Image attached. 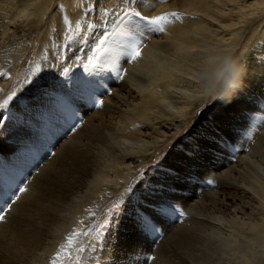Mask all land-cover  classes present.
<instances>
[{
  "label": "bare ground",
  "instance_id": "obj_1",
  "mask_svg": "<svg viewBox=\"0 0 264 264\" xmlns=\"http://www.w3.org/2000/svg\"><path fill=\"white\" fill-rule=\"evenodd\" d=\"M94 2L95 0H0V71L10 68L15 72L13 77L20 76L17 61L29 52L37 53L34 65H43L41 57L45 49L52 64L65 62L63 57L70 56L78 47L89 49L95 38L103 32L99 26L112 30L111 24L104 23L103 11L91 13L90 21L84 18V5ZM99 4L101 9L108 11L126 6L122 0H99ZM60 5H63V12L59 10ZM140 10L142 14L150 16L177 12L181 18L170 17V22L164 25V30L156 37L145 34L141 56L130 64L131 68L125 72L124 78L118 80L120 84L114 88L113 94L106 95L103 105L98 110L95 108L98 113L86 119L83 126L78 127L74 134L59 144L52 159L44 162L43 166L40 164L42 168L37 175L40 176L45 168H54L59 164L55 162L59 152L67 155L72 150L84 151L86 162L93 166L100 157L103 144L99 137L82 139L84 125L99 130L108 129L113 135L120 136L122 142L117 140V144H113V147L119 149L114 171L100 178L96 177L94 181L100 195L99 203L105 206L122 190L118 177L124 175V170H128L129 177H132L136 166L142 164L145 157L160 146L171 144L186 126L188 129L201 103L217 90V96L230 97L231 102L226 104L222 102L223 97H216L213 115L198 132L201 141L207 139L212 143V150L204 146V151L196 154L193 151L196 144L191 141L187 142L188 147L183 150L177 148L171 153V158H178L180 162V169L175 165L177 176L188 184L196 183L198 177L205 180L213 178L218 190L205 192L200 199L190 203L187 199L174 198L176 207L184 205L183 210H186L189 217L173 230L169 238L181 232L191 233L203 229L211 243L202 255L193 260L178 256L160 243L153 253L156 259L149 264H264V0H142ZM65 14L73 24L77 20L82 23L95 21L97 27L86 32L82 27L83 39L77 35L71 49L61 57L59 49L53 47V44L64 42ZM248 45V48H243ZM82 54H85L84 51L79 52L80 56ZM237 57L239 58L235 61ZM125 59L124 56L120 57V65ZM240 68H243L242 83L238 88H232L234 77ZM105 70L115 74L111 68ZM8 80L9 78H5L0 81V89L9 84ZM50 80L52 79L47 78L44 82L53 85L54 81ZM85 90L89 94L91 89ZM104 90L106 94L107 89ZM85 100L89 101L88 98ZM117 114L124 115L121 125L119 122L115 123L118 120ZM15 129V125L9 128L10 131ZM247 135L256 138V149H251V158L255 164L244 161L246 141H240H244ZM115 137L117 136H113V141ZM221 138H239V144L234 147L232 155L225 153L217 144V139ZM139 143L141 147L135 146ZM211 152L210 156L204 158ZM235 157L237 160L231 163L229 158ZM209 164L214 165L209 167ZM89 175L87 169L84 170L81 166L80 179ZM0 184L8 186L4 179H0ZM28 186L32 189L33 182ZM197 188L198 186L194 192ZM42 193H39L38 198ZM165 194L167 190L161 189L155 195L162 197ZM227 196L233 203L231 207L226 200ZM68 198L69 194L66 192L51 194L45 205V212L53 215L60 211ZM22 200H25V193L12 209L17 216L13 221L15 240L8 239L5 235L10 231L7 218L0 222V244H4L2 250L6 254L2 264H26L23 261L24 254H29L32 260L40 247L29 244L24 248L21 213L27 211L32 216L38 202L27 200L28 204L22 207ZM71 222L68 228L61 224L55 231V243L64 236L63 246L69 244L67 233ZM2 229L5 230L1 232ZM151 246L150 242H146L142 249L151 250ZM43 250L41 248L40 253ZM128 250L133 252L132 256L139 255L136 249L128 248L124 252V258ZM140 257L136 258L140 260ZM133 259L125 258V264H134Z\"/></svg>",
  "mask_w": 264,
  "mask_h": 264
},
{
  "label": "rangeland",
  "instance_id": "obj_2",
  "mask_svg": "<svg viewBox=\"0 0 264 264\" xmlns=\"http://www.w3.org/2000/svg\"><path fill=\"white\" fill-rule=\"evenodd\" d=\"M94 12L95 10L92 13ZM100 27L101 26H99V29L104 31L105 28ZM161 32L146 33V35L156 37ZM248 47L249 45L247 47L244 46L243 48L245 49ZM36 55V52H29L25 56H22L21 59H18L17 66L18 71L21 72L20 76L13 77L15 72H12L10 68L5 70L8 71L11 79L8 80L9 84L4 89L10 90L12 87L19 86V81L23 80L31 67L34 66ZM81 56H84V54ZM239 57H237L235 61ZM132 62L133 61L126 58L120 66L126 72L131 68L130 64ZM80 69L81 68H78V71L76 72L84 71L86 74L91 71ZM93 70L91 71V76L100 81L99 83L103 89H107L106 94H97L100 97L96 96L95 98H97V100H105L106 95L110 96L111 93L113 94L114 88L120 84L118 81L119 79H116L115 74L108 72L109 70H104L103 72H96ZM231 71L232 69H230L229 73H231ZM88 74L89 73H87V75ZM5 78L6 77H0V81ZM46 83L45 85L50 88H56L55 81L53 85L48 82ZM103 83H106L107 85L110 83L109 88L107 85V87L103 85ZM65 89H62L61 92L72 93L70 96L71 106L77 111L78 116L82 119L80 122L81 127L83 126L82 124H85L86 119H90L95 113H98L95 108L97 109L99 107H94L90 101L85 100L88 96L85 88L75 90L72 85L69 84L67 85V89ZM22 94L26 96V100L21 104H16L14 102L11 107L13 114L12 118H6L5 122L0 125V158L5 160L0 159V179H4L8 186H11L14 182L21 180L23 175L28 177V191L25 193L26 201L22 200L20 206L25 207L28 204L27 200L38 202L37 209L32 216H30L27 211H24L21 213L20 218L23 222L22 240L24 241V248H27L29 244H35L36 246L40 245L39 249L36 251V256L34 255L32 260L29 254H24L23 261L26 264H61V262L62 264H77V261L81 259H83V264H125V258H134V264H149L152 260L148 259V257L155 256L153 253L160 243H163L178 256L184 257L188 260L196 259L205 252L210 245L211 240L203 229H197L191 233L181 232L175 237L169 238L173 230L184 223L189 217L186 210H183V207H185L184 205L177 207L185 213L184 216H180L179 212H177L174 217L168 214L154 216L155 224L160 230L158 232L159 234L142 232L133 225L132 220L127 215L120 218L118 227H109L104 236L94 243L91 237L86 238L84 236H79L78 238H72L71 245L67 244L66 246H63L64 236L60 241L55 243V231L61 224H65L68 228V224L72 220L70 231L67 233V241H69V237L72 236L74 231L79 233L91 225L101 224L104 220L110 219L108 213L109 210L113 208V205L121 200L130 199L129 197H126V189L133 188L134 193L139 194L148 182H151L152 184V188L150 189L152 194L149 199L153 203L160 202V199L173 202L174 198L187 199L190 203L194 200L200 199L202 197L201 194L205 192L218 190L216 189V187H218L217 183L213 178L210 179L213 181L211 184L208 183L209 180L202 179L201 177H198V181H195L196 183H186L180 176H177V168L175 165H178L180 169V162L177 160L178 158H171L172 151L175 149L177 150V148L183 150V148L188 147L187 142L191 141L196 144L193 149V151H196V154L204 151V146H207L212 150V143L207 139L201 141L198 132L204 125H206L210 116L213 115L212 112L216 109L213 108V105L216 96L218 95L217 90L201 103L200 107L194 113V117L190 121L188 129L186 126L185 130H183V132L180 133L171 144L162 145L157 148L155 152L150 153L145 157L146 159L144 162L136 166V172L132 177H129L128 170H124V175L118 177V181L122 185V190L112 197L105 206H101L99 203L98 198L100 195L99 192L96 191L97 187L94 181L96 177L100 178L103 175H107L108 173L111 174L114 171L116 162H118L117 155L119 154V149L113 147V144H117V140L122 142V138L118 135H113L108 129L99 130L90 127L89 125H84L81 138L84 140H92L95 137H99L103 144V150L95 164L91 166L86 162L84 151L72 150L67 153V155L59 152L58 158H56L55 161L59 162V164L54 168H45L42 174L38 176L37 174L42 166L48 160L53 158V156H47V153L55 151L59 144L65 139H68L69 136L76 132V130L74 132H69L68 124L63 119L57 117H52L45 122L38 114L39 104L37 102V96L39 93L32 91ZM101 96H104V98ZM2 98H4V92L0 93V99ZM123 116L124 115L117 114L118 120H116L115 123L119 122V125H121L123 123ZM12 125H15L17 129L10 131L9 128ZM19 126H21L22 129L18 128ZM113 136H117L115 137V141H113ZM253 137L254 136L247 135L246 139L240 142L242 143L246 141V152L244 153L246 158L244 161L255 164L251 158V149H256V138L253 139ZM152 138L155 139L153 136ZM217 140L219 141L221 139ZM223 140L225 141L223 145L219 143L220 148H222L221 150L232 155L234 147L239 144V138H223ZM52 145H55V147L53 148ZM135 146L141 147V144L139 143V145ZM151 147H154V145L151 144ZM214 151L215 150H213V152ZM211 154L212 152L208 153L204 158ZM222 156H225V154ZM229 159L230 162L232 161L235 163L237 157ZM37 164L39 165L38 167ZM212 165L214 164H209L208 166L212 167ZM81 166L84 170L87 169L90 173L89 176H84L83 179H80ZM170 172L172 173L171 175L169 174ZM29 173H31L30 176L28 175ZM32 182L33 187L31 189L28 184ZM196 186H198V188L194 192ZM0 187H2L1 184ZM161 189L167 190V194L162 197L156 196L155 194L160 193ZM156 190L158 191L156 192ZM40 192L43 193L42 196L38 198ZM56 192H66L69 194V198L60 211L51 215L50 212H45V205L48 204V197ZM226 200L229 202V207H231L233 203L231 202L230 197L227 196ZM124 207L128 208V205L125 204ZM88 209H91V213H94L95 215L93 216L90 212L86 211ZM130 211L131 209H129V212ZM16 219L17 216L13 211L7 216V224L10 227V231L5 235L11 240H15L13 235V221ZM170 226L173 227L171 228ZM4 230L5 229H2L1 232ZM146 242H150V246L152 244L150 247L151 250L142 249ZM90 244L95 251L89 249ZM3 245L4 244H0V264L3 263L6 257V254L2 250ZM62 246L64 247L63 252H61ZM78 247H84L88 250L83 254H78ZM41 248H44V250L40 253ZM128 248L136 249L139 255L132 256L133 252L128 250L126 251L127 256L124 258V252ZM110 249L111 251H109ZM58 252L60 253L59 256H57ZM139 256H141L140 260L136 258Z\"/></svg>",
  "mask_w": 264,
  "mask_h": 264
},
{
  "label": "snow or ice",
  "instance_id": "obj_3",
  "mask_svg": "<svg viewBox=\"0 0 264 264\" xmlns=\"http://www.w3.org/2000/svg\"><path fill=\"white\" fill-rule=\"evenodd\" d=\"M125 7H117L108 11L107 9H101L99 0H95L94 3H86L83 7V15L87 20H91V13L95 10L98 13L103 11L104 23L111 24L112 30L109 31L105 28L104 31L95 38L92 46L84 50L82 47H78L76 52L72 53L68 57H63V53L69 51L72 47V43L75 41L77 35L80 39H83L81 29L86 32L88 29H95L96 23H82L81 20H77L74 24L69 20V17L65 14L63 16V23L65 30L63 32L64 42L62 44H53V47L59 49L61 57H63V63L52 64L48 59V51L45 49L44 55L41 57L43 65L36 63L31 67L30 71L25 75L23 80L19 81L18 87H12L8 89H0L4 92V98L0 99V125L5 122L6 118H12L11 107L13 103L21 104L26 96L22 93L25 92H38L37 102L39 104L38 114L45 122L52 118L57 117L63 119L68 124V131L73 132L80 127L81 118L78 116L77 111L72 108L70 96L71 93H64L60 90L65 89L67 85L71 84L75 90L81 88L91 89L87 98L94 107H100L103 105V100H97L95 97L97 94L103 95L105 90L100 85L99 81L91 76V71L88 75H85L84 71L76 72V68L95 70L96 72H103L107 68L115 73L117 79H123L125 76L124 69L120 66L119 59L121 56L126 57L130 61H136L141 56V49L143 46V40L146 33L161 32L164 30V25L169 23V18L174 17L180 19V14L177 12H170L164 15L150 16L148 14H142L140 8L142 0H122ZM59 10L63 12V5L59 6ZM111 17V19H109ZM99 19V17H98ZM80 51H84V56L79 55ZM90 53V54H89ZM60 59V57H56ZM86 61V63H85ZM58 69L53 71L52 69ZM0 77H6L11 79L8 71H0ZM47 78H51L56 83V88H50L45 85L44 81ZM240 89L239 91H242ZM223 103H230V97H223ZM174 111V109H172ZM222 145L225 143L223 138L217 141ZM54 148L55 145H52ZM55 151L47 153V156H54ZM39 165L37 164V167ZM172 174L171 172L169 173ZM29 176L31 173L28 174ZM28 177L24 176L21 180L14 182L11 186L0 187V222H4L9 213L12 212L13 205L20 200L21 195L28 191L27 187ZM209 184L213 183L212 180L208 181ZM152 188L151 182H148L146 186L141 190V193H134L133 188L125 190V199L117 202L113 205V208L109 210L110 219L104 220L101 224H94L88 228L77 233L74 231L72 236L69 237V245H71L73 237L84 236L86 238L91 237L93 243L102 238L109 227H118L120 218L127 215L133 222V225L142 232L158 233L154 220V216H160L164 214L175 216L179 212L180 216H184L185 213L181 211L176 205L168 200H163L158 203L150 201L151 196L150 189ZM127 204L128 208L124 205ZM129 209L131 211L129 212ZM91 213V209L86 210ZM93 216L94 213H91ZM83 223V222H82ZM114 239V237H113ZM89 249H92V245H89ZM88 249L84 247H78V254H83ZM64 251L62 246L61 252ZM111 251V249L109 250ZM60 253H57L59 256ZM67 258V257H66ZM148 259L155 260V256H149ZM62 264V262H61ZM77 264H83V259L77 261Z\"/></svg>",
  "mask_w": 264,
  "mask_h": 264
},
{
  "label": "clouds",
  "instance_id": "obj_4",
  "mask_svg": "<svg viewBox=\"0 0 264 264\" xmlns=\"http://www.w3.org/2000/svg\"><path fill=\"white\" fill-rule=\"evenodd\" d=\"M242 74H243V68H240V70L237 72L236 76L234 77V81L231 85L232 88H238L241 85ZM216 97H223V96H216Z\"/></svg>",
  "mask_w": 264,
  "mask_h": 264
}]
</instances>
